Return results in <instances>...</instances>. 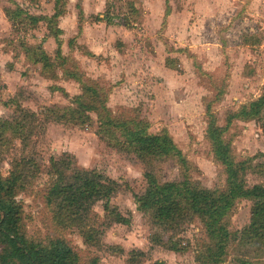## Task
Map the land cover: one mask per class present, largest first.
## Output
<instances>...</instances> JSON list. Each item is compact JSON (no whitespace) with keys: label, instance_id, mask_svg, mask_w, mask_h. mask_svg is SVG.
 <instances>
[{"label":"rangeland","instance_id":"1","mask_svg":"<svg viewBox=\"0 0 264 264\" xmlns=\"http://www.w3.org/2000/svg\"><path fill=\"white\" fill-rule=\"evenodd\" d=\"M16 5L51 17L55 1L0 0V174L16 175L26 237L64 239L81 264H264V220L252 227L248 198L235 197L226 210L229 237L218 250L199 214L171 228L135 203L146 173L226 191L214 128L243 185L264 186V107L241 115L264 93V0H62L56 23L35 28H12L4 9ZM41 52L48 63L34 61ZM79 103L90 110L83 122L69 113L83 110ZM126 129L168 136L180 154L140 155ZM53 160L61 161L56 168ZM73 169L101 172L118 191L108 211L98 198L87 215L59 222L47 192ZM170 242L184 250L171 251Z\"/></svg>","mask_w":264,"mask_h":264},{"label":"trees","instance_id":"2","mask_svg":"<svg viewBox=\"0 0 264 264\" xmlns=\"http://www.w3.org/2000/svg\"><path fill=\"white\" fill-rule=\"evenodd\" d=\"M54 1L55 13L51 17L31 14L20 5H16L14 9L5 8L4 14L10 21L12 28L23 23L30 28H35L43 20L48 24H54L63 11L57 10L58 3L62 0ZM108 17L107 14L103 16L104 19H108ZM54 31L57 35L60 29L56 28ZM52 35L56 36L55 34ZM34 61L48 63L49 59L44 52H41L34 58ZM263 107L264 93L251 102L250 106L244 107L241 115L259 116ZM79 108H83V110L72 109L69 110V113L72 117L79 113L82 117L79 120L83 122V119L85 121L89 118L86 113L90 110H86L88 109L87 106L84 107L81 103L78 104ZM89 109L91 108L89 107ZM219 132H221L220 128H214L209 131V134L213 139L215 153L227 170L229 186L226 191L213 192L192 185L188 181L160 183L153 175L146 173L148 186L144 194L135 196L138 210L152 211L160 223H167L168 227L171 228L175 227L174 225H177L186 216L199 214L207 229L211 230L217 250L219 249V242L229 237V232L224 228L223 218L226 210L232 206L235 197L248 198L254 202L252 227L263 226L260 221L264 220V186L255 184L249 188L243 185L240 164L238 168L234 165V161L228 155V147L222 143ZM124 135L129 144L133 145L135 152L140 155L158 157L170 153L180 154L168 136L150 135L145 134L142 130L127 129ZM68 163L66 162V168H69ZM52 164L55 168L58 165L54 160ZM56 178L48 189L46 200L48 204L55 205L56 220L66 223L78 220L84 214L87 215L98 198L105 201L104 210L108 211L109 200L118 191L119 186L116 180L96 170L73 169L67 179H64L62 175ZM15 186L16 175L14 173H10V177H3L0 174V238L2 245L0 264H81L78 253L64 239H51L48 243L43 244L26 237L22 228L23 207L16 200ZM111 214L114 215L113 219L116 223H130V220L120 212L111 211L108 215ZM7 219L13 221L11 229L4 225ZM220 231H223V235L220 234ZM91 233L86 230L84 237L89 239ZM170 245L171 251L180 252L184 250L172 242ZM216 261L217 259L213 258L211 254L210 262L215 263ZM90 264H96L95 260Z\"/></svg>","mask_w":264,"mask_h":264}]
</instances>
